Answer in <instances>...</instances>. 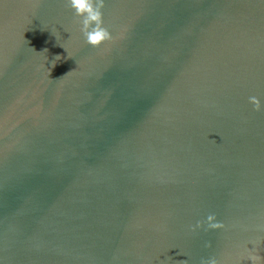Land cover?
<instances>
[{
  "label": "water",
  "instance_id": "obj_1",
  "mask_svg": "<svg viewBox=\"0 0 264 264\" xmlns=\"http://www.w3.org/2000/svg\"><path fill=\"white\" fill-rule=\"evenodd\" d=\"M76 20L0 0V264H264V0Z\"/></svg>",
  "mask_w": 264,
  "mask_h": 264
},
{
  "label": "clouds",
  "instance_id": "obj_2",
  "mask_svg": "<svg viewBox=\"0 0 264 264\" xmlns=\"http://www.w3.org/2000/svg\"><path fill=\"white\" fill-rule=\"evenodd\" d=\"M65 3L72 10L73 16L77 18L79 31L82 33L86 43L92 46H98L105 40L111 39L110 33L102 26V8L104 0H65ZM57 37V33L52 31ZM60 56H56L55 60H59ZM54 60V61H55ZM55 63V62H53ZM256 260L257 257H249ZM202 264H218L212 258Z\"/></svg>",
  "mask_w": 264,
  "mask_h": 264
}]
</instances>
